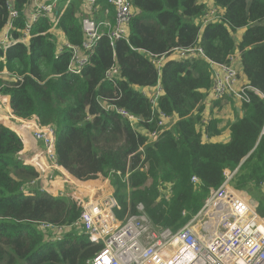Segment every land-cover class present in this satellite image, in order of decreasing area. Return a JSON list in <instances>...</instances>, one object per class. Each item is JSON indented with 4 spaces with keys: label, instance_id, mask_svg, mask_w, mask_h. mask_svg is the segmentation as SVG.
<instances>
[{
    "label": "trees",
    "instance_id": "1",
    "mask_svg": "<svg viewBox=\"0 0 264 264\" xmlns=\"http://www.w3.org/2000/svg\"><path fill=\"white\" fill-rule=\"evenodd\" d=\"M28 2L0 0V31L9 18L7 5L23 11ZM101 2L96 18L109 21L105 30L112 32V4ZM131 2L128 40H113L106 33L80 74L68 72L71 52L59 51L57 34L49 31L53 23L44 18L33 27L29 42L0 50V72L12 75L0 76V93L10 96L16 115L11 116L10 105L8 116L0 115L6 125L0 124V264H89L101 248L70 228L81 212L76 196H54L29 183L39 168L18 160L27 146L16 132L27 126L22 118L35 117L42 128L57 124L59 163L81 182L109 179L121 207L116 209L119 218L137 213L141 203L155 224L177 229L222 184L226 169H238L236 188L264 182V0H215L225 9L224 20L204 27L200 19L207 5L200 0ZM81 4L71 0L57 25L71 44L83 39ZM24 21L21 14L16 24ZM190 47L202 48L204 55L170 58L161 68L155 64L156 56ZM238 54L240 79L260 94L250 92L243 116L230 125V139L213 141L218 120L204 124L203 90L212 85V64L231 63ZM112 66L119 70L115 82L106 78ZM159 83V107L177 122L151 141L148 133L159 128L158 118L141 89ZM105 98H118L115 104L141 122L134 126L116 111H106L101 105ZM193 176L199 181L193 182ZM28 183L31 193L23 189ZM259 213L264 215V199ZM62 225L67 227L54 229Z\"/></svg>",
    "mask_w": 264,
    "mask_h": 264
},
{
    "label": "built area",
    "instance_id": "2",
    "mask_svg": "<svg viewBox=\"0 0 264 264\" xmlns=\"http://www.w3.org/2000/svg\"><path fill=\"white\" fill-rule=\"evenodd\" d=\"M61 1L29 0L23 11L17 10L12 4L7 5L9 18L0 31V50L5 53L18 42H29L33 27L44 18L53 23L49 27L50 32L61 34V38L58 37L59 51L68 48L71 52L68 72L80 74L90 63L91 56L106 33L113 40H128L129 22L134 14L131 0H108L112 4L116 21L112 32L105 30L110 25L109 21H98L96 18L102 0H81L83 39L80 44H71L64 31L57 27L71 0H66L63 7ZM109 12L110 8H107L106 14ZM21 14L25 15L24 25L18 26L16 21ZM223 20L224 13L219 7L207 6L200 24L204 27ZM197 54L203 56V49L175 48L169 56H156L155 64L161 68L166 58L172 55L176 59H182L192 58ZM238 58L239 54L231 59V63L212 64L213 82L206 92L213 102L232 98L242 104L249 103L251 91L260 94L249 83L240 79ZM1 59L4 60L5 56ZM118 71L117 67L112 66L107 71L106 78L115 82L119 76ZM0 76L6 79L12 77L6 69L0 72ZM141 91L149 98L155 111L153 114L158 118L159 128L148 133L149 139L155 141L162 130L171 128L173 124L169 123L174 117L167 115L159 107L158 102L163 95L160 83L150 91ZM117 99L105 98L101 105L106 111H116L124 116L134 126L140 123L141 118L115 104ZM262 134L264 135V127ZM237 172L238 169H226L222 184L212 189L200 210L177 229L155 224L141 203L137 205V213L119 218L116 209L121 207L114 195V188L110 186L107 189L109 184L106 182L102 183L106 186L101 188L100 196L94 195L89 200L76 197L81 212L70 228L74 227L78 233L86 235L91 243L101 245L100 250L88 261L89 264H264V215L259 213L261 204L250 190L234 187ZM192 181L198 182L199 179L193 176ZM46 226L50 225H44ZM66 227L54 226V229L61 231Z\"/></svg>",
    "mask_w": 264,
    "mask_h": 264
},
{
    "label": "crops",
    "instance_id": "3",
    "mask_svg": "<svg viewBox=\"0 0 264 264\" xmlns=\"http://www.w3.org/2000/svg\"><path fill=\"white\" fill-rule=\"evenodd\" d=\"M200 1L204 4H206L207 6H217L215 3V0H200ZM217 7H219V6H217ZM219 9L222 13L225 12V9H223L221 7H219ZM198 22H199V19H198ZM244 31H245V29L239 30L237 33V37L240 38L242 36V33H244ZM170 58H174V55H172L169 58H166V60L170 59ZM238 66L240 67V60L238 62ZM243 82H247V80H243ZM152 88L153 87H145V88H142L141 90L148 89L150 91ZM203 92H205V94H206V98L203 101V105H204L203 121H204V124H208L213 119L218 120V124L216 126V129L218 130V134L213 137V141H227V140H229L231 137V131H230L231 123L234 122L237 117L243 116L242 103L235 100V99H232V98H225L223 100H218V101L213 102L211 97L207 94L206 90H203ZM0 104H2L3 111L5 113H7L8 112V106L9 105L11 106L10 96L0 93ZM231 107H233V110H227V108L230 109ZM11 111H12V109H11ZM18 118H20V117H18ZM22 119H23V121L26 122L27 126L30 124L29 120L31 118H28V119L22 118ZM176 122H177V118L174 117L169 124H174ZM27 126L20 129L19 132L14 130L20 135L24 144H25L24 139H28L29 144L33 141L31 138L30 139L27 138ZM23 137H24V139H23ZM23 156H25L24 153H23ZM25 158L27 159L28 157L25 156ZM29 158H30V155H29ZM24 163L32 165L30 163V161H28V160L24 161ZM71 177H72V175H71ZM107 181L109 184L107 189H110V186H111L110 180L107 179ZM80 184L82 186H86L88 191L94 192L96 197L101 195V192H100L101 188H103V186H106L105 184L103 185L101 183L100 179L95 180V181H90L87 184H82V183H80ZM59 186H61L62 190L64 189V185L61 182H60ZM53 189L54 190L51 191V193L53 195H57L60 192V187H58V186H55ZM257 194H260L264 197V191H262V189H261V191H257ZM77 196H80V195H77ZM92 196H93L92 194L84 193L80 197H82L83 199H88ZM254 197H257V196L254 195Z\"/></svg>",
    "mask_w": 264,
    "mask_h": 264
},
{
    "label": "rangeland",
    "instance_id": "4",
    "mask_svg": "<svg viewBox=\"0 0 264 264\" xmlns=\"http://www.w3.org/2000/svg\"><path fill=\"white\" fill-rule=\"evenodd\" d=\"M57 37L61 38L60 32H57ZM11 109H12L11 116L12 117L16 116L12 106H11ZM227 110H233V107H231L230 109L227 108ZM4 114H5V117H7L6 113L3 111L2 104H0V115H4ZM29 123H30L29 127H27V138H29V139L33 138V141L30 144L27 141H25V145H27V146H24V149L19 152L20 155H23V153L25 154V156L27 155L26 157H28L27 158L28 161L33 159V157H35V155H36L37 146L35 144V140H37V142L40 145V141L35 138L36 134L33 131L34 126L39 127L38 126L39 122L35 117H31V119L29 120ZM0 124L2 126H6L2 123H0ZM49 125L53 126V127H57L56 126L57 124H55V123H50ZM45 136L46 135L44 134V135L38 136V137L42 141H45ZM56 136H57V134H56ZM23 144H24V142H23ZM29 155H30V158H29ZM16 157L18 158V156H16ZM30 163L33 166H35L31 161H30ZM60 166H61V170H57L55 167L49 166L47 163H44V165H43L44 169L39 170L38 171L39 175L37 176V178H35L33 181H30L29 183L35 184L34 189H38V190H41L44 192H48L50 194H52L51 191L53 190V188L55 186H58V187H60V192H59L60 194L59 195L61 197H68L70 195H74V196L80 195L81 196L84 193L92 194L93 196L95 195L94 192L88 191L86 186H82L80 184V183L87 184L91 180H86L84 182H81L80 180H78V178L74 177L73 175L71 177L69 171L65 167H63L61 164H60ZM60 182L64 185L63 190H62L61 186H59ZM101 182H106V180H103ZM29 183L23 186L24 191L27 193H31V191H30L31 187L29 186ZM106 183H108V182H106ZM261 189H262V191H264V182L259 183L258 187L254 186V187H251V189H248V190H251L253 192V194L258 197L260 204L262 203L264 197L260 194H257V191H261ZM59 195H56V196H59ZM252 198L254 199V197H252ZM87 200H89V199H87Z\"/></svg>",
    "mask_w": 264,
    "mask_h": 264
},
{
    "label": "bare ground",
    "instance_id": "5",
    "mask_svg": "<svg viewBox=\"0 0 264 264\" xmlns=\"http://www.w3.org/2000/svg\"><path fill=\"white\" fill-rule=\"evenodd\" d=\"M33 131L36 134L35 138L40 141V145L37 142V140L34 139L35 144L37 146L36 155L30 161L34 162L38 166L39 170L44 169L43 168L44 163H47L49 166L55 167L57 170H61V166L59 164L60 161L57 156V150H56L57 128L53 126H48V127H43V128L34 126ZM44 134L46 135L45 141H42L38 136H42ZM18 159L20 161L27 160L25 156H20Z\"/></svg>",
    "mask_w": 264,
    "mask_h": 264
}]
</instances>
